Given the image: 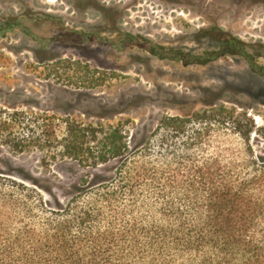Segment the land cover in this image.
Returning <instances> with one entry per match:
<instances>
[{
	"label": "rangeland",
	"instance_id": "374dc122",
	"mask_svg": "<svg viewBox=\"0 0 264 264\" xmlns=\"http://www.w3.org/2000/svg\"><path fill=\"white\" fill-rule=\"evenodd\" d=\"M58 59L105 81L58 82L44 67ZM0 106L120 124L131 148L164 116L223 106L241 114V136H221L215 150L252 171L264 164V0H0ZM116 164L45 165L37 152L0 144V175L35 187L50 207L74 197L82 177L112 178Z\"/></svg>",
	"mask_w": 264,
	"mask_h": 264
},
{
	"label": "trees",
	"instance_id": "16d2710c",
	"mask_svg": "<svg viewBox=\"0 0 264 264\" xmlns=\"http://www.w3.org/2000/svg\"><path fill=\"white\" fill-rule=\"evenodd\" d=\"M44 67L66 85L105 81L77 60ZM240 117L223 106L164 116L131 148L120 124L0 106V144L13 151L37 152L45 165L117 162L112 178L82 177L58 207L0 175V264H264V164L246 171L244 160L215 150L221 136H241Z\"/></svg>",
	"mask_w": 264,
	"mask_h": 264
}]
</instances>
